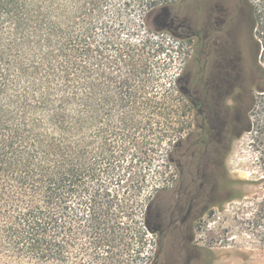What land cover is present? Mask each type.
I'll list each match as a JSON object with an SVG mask.
<instances>
[{"label":"trees","instance_id":"1","mask_svg":"<svg viewBox=\"0 0 264 264\" xmlns=\"http://www.w3.org/2000/svg\"><path fill=\"white\" fill-rule=\"evenodd\" d=\"M169 2L0 0V264H159L156 253L141 256L146 223L124 219L125 196L146 187L137 119L156 107L148 95L161 41L125 18L136 13L148 30L146 17ZM260 3L250 4L251 35L264 61ZM257 67L247 131L264 159Z\"/></svg>","mask_w":264,"mask_h":264},{"label":"rangeland","instance_id":"2","mask_svg":"<svg viewBox=\"0 0 264 264\" xmlns=\"http://www.w3.org/2000/svg\"><path fill=\"white\" fill-rule=\"evenodd\" d=\"M260 2L244 0L247 32L255 26L250 4L260 5ZM191 6V0H170L161 9L154 10L145 20L153 33L140 27L136 13L125 18L132 31L156 36L161 41V55L157 57L160 64L152 83L155 88L148 95L154 98L156 107L141 113L137 119L144 130L137 135L139 154L135 164L147 167L146 187L138 196L133 193L125 196L132 209L124 222H132L133 226L136 222L146 223V244L141 256L156 253L159 264H264V159L262 148L255 142V133L247 131L249 109L254 98L259 97L257 89L246 94L244 129L235 134L233 118H230L229 148L224 173L219 178L221 185L207 201L212 208L202 213V206L196 207L192 230H178L167 238L155 233L149 225L158 222L161 215L164 221L169 220L179 210L175 206L180 196L196 190H192L195 166L192 150L188 149V139L195 131L194 113L183 91L194 69L193 41L186 38L190 31ZM172 22L173 28L165 27ZM252 44L250 56H255L257 65L264 66ZM100 99L103 105V91ZM101 109V118H105V109L103 106ZM255 120L254 112L252 122ZM145 134L149 135V146L145 144ZM180 142L182 147L178 146ZM179 160L185 162L184 175L176 166ZM186 234L192 236L190 243L184 241ZM139 264H145L144 260Z\"/></svg>","mask_w":264,"mask_h":264},{"label":"flooded vegetation","instance_id":"3","mask_svg":"<svg viewBox=\"0 0 264 264\" xmlns=\"http://www.w3.org/2000/svg\"><path fill=\"white\" fill-rule=\"evenodd\" d=\"M191 5L186 38L193 41L194 69L183 91L194 113L195 131L188 139V149L195 166L192 190L197 191L182 192L175 206L179 210L169 220L164 221L161 215L158 222L149 223L155 233L166 238L178 230H192L196 207L202 206V213L212 208L207 201L221 185L230 118L235 134L244 129L246 94L260 84L256 58L249 54L253 40L250 28L249 32L245 29L244 0H191ZM175 163L184 175L185 162ZM180 189L185 190L182 184ZM185 238L190 243L192 236L186 234Z\"/></svg>","mask_w":264,"mask_h":264}]
</instances>
